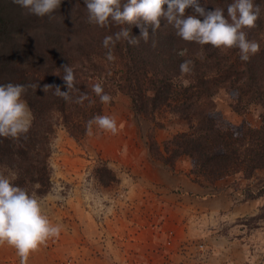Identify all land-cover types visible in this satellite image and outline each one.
I'll return each mask as SVG.
<instances>
[{
    "label": "trees",
    "instance_id": "obj_1",
    "mask_svg": "<svg viewBox=\"0 0 264 264\" xmlns=\"http://www.w3.org/2000/svg\"><path fill=\"white\" fill-rule=\"evenodd\" d=\"M2 2L0 84L36 87L28 88L22 97L33 114L27 139L0 137V172L6 175L14 172L13 182L30 194L43 197L51 189L49 157L57 129L62 127L74 139L84 140L88 137L87 122L103 115L106 106L113 104L114 99L109 104L100 102L92 91L96 83H101L113 98L118 92L127 95L132 109L159 128L163 127L157 117L161 114L184 120L186 129L165 140L162 149L154 139L152 128L147 135L149 151L168 165L180 155H187L191 160L189 173L201 185L236 173L250 178L264 170V23L261 24V18L256 27L246 29L248 38L261 47L249 62L240 60L238 49H228L230 54L220 57L219 49L211 45L186 42L163 21L154 35L149 27L148 43L142 39L138 46H130L123 40L118 42L113 50L116 59L109 62L105 56L107 50L102 47L104 37L125 27L131 36L139 38L138 26H97L100 37L87 39L76 33L89 24L84 0H62L64 7L60 6L51 20L36 15L23 19L22 8L13 0ZM200 2L207 10L224 8L226 15L233 0ZM254 3L260 5V0ZM190 14L192 9H187L186 15ZM71 40L76 42L75 47L69 43ZM181 50L184 56L177 55ZM186 59L194 62V73L181 76L179 65ZM65 64L75 73L76 89L71 90V102L54 94L57 85L65 90L62 80ZM44 85L53 87L44 91ZM221 87L229 94L230 107L239 114L250 104H259L258 127H252L246 119L234 124L223 117L213 100ZM81 94H87L88 99L75 103ZM96 128L93 125V130ZM93 174L102 185L118 182L116 174L103 163L94 168ZM256 196L264 198V179ZM259 211V218H264V203Z\"/></svg>",
    "mask_w": 264,
    "mask_h": 264
},
{
    "label": "rangeland",
    "instance_id": "obj_2",
    "mask_svg": "<svg viewBox=\"0 0 264 264\" xmlns=\"http://www.w3.org/2000/svg\"><path fill=\"white\" fill-rule=\"evenodd\" d=\"M260 6L263 24L264 0ZM21 13L23 19L33 16L25 9ZM96 27L89 23L76 33L99 38ZM69 43L75 47L74 40ZM229 54L219 49L220 57ZM213 100L230 122L246 119L252 127L260 125L259 104L239 114L230 107L224 87ZM103 115L116 119L117 134L96 128L86 139L76 140L57 129L49 157L52 186L38 199L61 232L30 253L27 264H223V258H235L241 250L246 264H264V218H259L264 198L256 196L264 170L250 178L236 173L201 185L189 173L187 155L168 165L149 151L152 128L162 149L165 140L186 129L184 120L161 114L159 128L136 113L130 98L120 92ZM102 163L118 182L97 181L93 171ZM238 199L247 201L244 211L255 209L228 218L229 201ZM0 264H20L16 249L0 245Z\"/></svg>",
    "mask_w": 264,
    "mask_h": 264
},
{
    "label": "clouds",
    "instance_id": "obj_3",
    "mask_svg": "<svg viewBox=\"0 0 264 264\" xmlns=\"http://www.w3.org/2000/svg\"><path fill=\"white\" fill-rule=\"evenodd\" d=\"M27 14L38 17L47 16L53 19V13L61 6L62 0H13ZM87 9V20L101 28L110 25L135 24L140 28L141 36L133 37L130 30L121 27L112 35H107L102 41L106 49V59L112 62L116 59L113 50L120 41H126L130 46H138L142 39L149 42V27L154 35L161 28L162 21L175 29L176 36L186 42L198 45H211L216 49H238L242 62H249L250 58L261 50L260 44L250 40L246 29L257 26L261 17V6L254 0H233L226 9L215 7L207 10L200 0H84ZM166 6V8H165ZM192 9L193 14L186 15V10ZM198 17H202V20ZM152 46H156L155 40ZM177 55L184 56L183 50ZM62 77L65 90L55 86L54 94L66 102L72 101L71 90L76 89L73 68L63 65ZM181 76L194 73V62L183 60L179 65ZM35 85L0 84V137L27 139L33 114L22 98L28 88ZM52 85H44L47 91ZM78 91V90H77ZM92 91L99 97L102 104H109L114 99L104 91L101 83H96ZM88 99L87 94H81L74 101L83 103ZM93 125L99 130L115 135L120 131L117 121L109 115H96L87 122L86 133L93 134ZM16 174L7 175L0 172V245L7 244L16 249L20 257V264H27L30 253L52 238L59 236L61 226L53 224L44 213L40 200L34 193L30 194L25 188L13 181Z\"/></svg>",
    "mask_w": 264,
    "mask_h": 264
},
{
    "label": "crops",
    "instance_id": "obj_4",
    "mask_svg": "<svg viewBox=\"0 0 264 264\" xmlns=\"http://www.w3.org/2000/svg\"><path fill=\"white\" fill-rule=\"evenodd\" d=\"M246 203H247V201H244L243 199H238L237 201L230 200L228 203L229 204L228 205L229 206V212H228L229 216L227 215V217L232 219V218H234L233 216L236 217V216H242L244 214L252 213L253 209H255L254 206H252L250 210L244 211V206ZM233 243H235V241H233ZM215 248H218V247H215ZM212 252H214V249ZM241 253H242V250H241V252L239 251V253L237 254V257H235V258L234 257L223 258L222 259V260H224L223 264H246L245 263V256L240 255Z\"/></svg>",
    "mask_w": 264,
    "mask_h": 264
}]
</instances>
